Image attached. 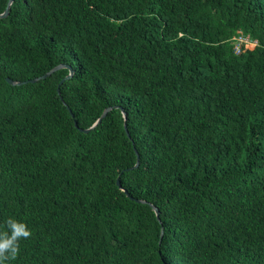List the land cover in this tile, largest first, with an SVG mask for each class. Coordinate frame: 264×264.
<instances>
[{
  "label": "trees",
  "instance_id": "obj_1",
  "mask_svg": "<svg viewBox=\"0 0 264 264\" xmlns=\"http://www.w3.org/2000/svg\"><path fill=\"white\" fill-rule=\"evenodd\" d=\"M9 217L32 232L11 264H264V0H13Z\"/></svg>",
  "mask_w": 264,
  "mask_h": 264
},
{
  "label": "clouds",
  "instance_id": "obj_2",
  "mask_svg": "<svg viewBox=\"0 0 264 264\" xmlns=\"http://www.w3.org/2000/svg\"><path fill=\"white\" fill-rule=\"evenodd\" d=\"M32 232L28 225L13 217L0 224V264H11L20 251V240L28 239Z\"/></svg>",
  "mask_w": 264,
  "mask_h": 264
},
{
  "label": "water",
  "instance_id": "obj_3",
  "mask_svg": "<svg viewBox=\"0 0 264 264\" xmlns=\"http://www.w3.org/2000/svg\"><path fill=\"white\" fill-rule=\"evenodd\" d=\"M12 2H13V0H8V5H7V7H6V10L4 11V13L0 14V18H5V17L9 14V8H10V5L12 4ZM63 67H65V65H57V66H55L54 68H52L51 70H49L48 72H46L45 74H43L42 76H40V77H36V78H33V79H30V80H27V81H24V82L14 81V80H12V79H10V78H6V81H7L8 83L12 84V85H20V84H23V83H26V82H36V81H38V80H40V79H45V78L49 77L53 72H55L56 70H58V69H60V68H63ZM69 70H70V71H69V74L67 75V77H66L65 79H68V78H69L71 75H73V73H74V70H73L71 67H69ZM61 82H63V81H61ZM58 93H59V88H58ZM116 107H117V106H116ZM116 107H107V108L102 112L101 116L97 119V121H96V122H95V123L89 128V129H85V130H83V129L79 128V130H80V131H83V132H87V131H89L90 129H92L93 127H95L98 123H100V121H101V120L107 115V113H108L112 108H116ZM118 108H119V107H118ZM69 112H70L71 116H73V114H72V112H71L70 110H69ZM121 112H122V115H123V118H124V130H125L127 136L129 137L128 129H127V126H126V113H125L124 109H122V108H121ZM74 125H75V127H78V125H77L76 122L74 123ZM135 153H136V156H137L136 164H135L134 166L130 167V168L125 169L126 171H128V170H132V169L138 167V165H139V156H138L137 151H135ZM116 184H117L118 188L121 189V183H120V181H119V178L116 180ZM124 193H125L126 196L129 197V199H131V200H133V201H135V202L143 203V204L147 203V202L144 201V200L133 198V197L130 196L125 190H124ZM150 206H151L152 210L154 211V213H155V215H156L157 221L160 222L159 210H158L155 206H153V205H151V204H150ZM162 235H163V227H161V235H160V237H162Z\"/></svg>",
  "mask_w": 264,
  "mask_h": 264
},
{
  "label": "built area",
  "instance_id": "obj_4",
  "mask_svg": "<svg viewBox=\"0 0 264 264\" xmlns=\"http://www.w3.org/2000/svg\"><path fill=\"white\" fill-rule=\"evenodd\" d=\"M235 40V39H234ZM242 43H253L252 41L248 40V39H245V38H242V37H239L235 40V45H236V51L238 52L239 51V48L241 46Z\"/></svg>",
  "mask_w": 264,
  "mask_h": 264
}]
</instances>
